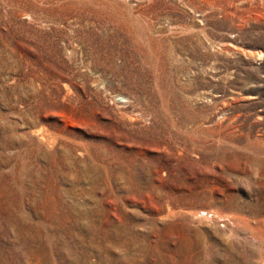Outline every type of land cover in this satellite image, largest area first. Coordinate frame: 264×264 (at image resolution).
<instances>
[{
    "label": "rangeland",
    "instance_id": "374dc122",
    "mask_svg": "<svg viewBox=\"0 0 264 264\" xmlns=\"http://www.w3.org/2000/svg\"><path fill=\"white\" fill-rule=\"evenodd\" d=\"M0 264H264V0H0Z\"/></svg>",
    "mask_w": 264,
    "mask_h": 264
}]
</instances>
